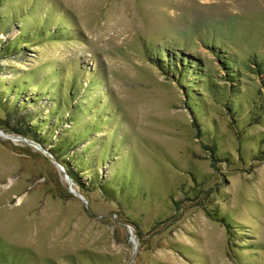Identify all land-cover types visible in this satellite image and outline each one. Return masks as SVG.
<instances>
[{
  "label": "rangeland",
  "instance_id": "obj_1",
  "mask_svg": "<svg viewBox=\"0 0 264 264\" xmlns=\"http://www.w3.org/2000/svg\"><path fill=\"white\" fill-rule=\"evenodd\" d=\"M32 114L46 150L0 135V264H264V0H0V128ZM85 126L87 202L48 141Z\"/></svg>",
  "mask_w": 264,
  "mask_h": 264
},
{
  "label": "trees",
  "instance_id": "obj_2",
  "mask_svg": "<svg viewBox=\"0 0 264 264\" xmlns=\"http://www.w3.org/2000/svg\"><path fill=\"white\" fill-rule=\"evenodd\" d=\"M12 44H10L7 49H10V50H13L17 45H20L21 43H23L22 40L20 39H17V40H12L11 42ZM162 57H164L163 55H160V59H163ZM167 57V56H166ZM170 61V60H169ZM223 62L226 64L229 65L230 68H232L231 65L232 64V60H229V59H224ZM178 66V63L176 61H172V62H169L167 63V67L170 68V69H174V68H177ZM261 66V65H260ZM163 70H166V69H163ZM183 75L185 74L184 77H187L188 75V71L187 70H183ZM206 77L207 79L209 78L208 76H204ZM234 77H236L235 74L232 73V79L234 80ZM17 84H14V85H11L7 88V91L8 92H11L13 91V88L16 86ZM22 89V87H25L24 84H19ZM76 92V89H69L68 90V93H67V97L64 98V102H63V105H65V103L67 102L68 99H70L71 97H74V94ZM21 93L16 91L15 92V95L18 97ZM192 107H195V106H192ZM53 109V112L56 111L57 109H60V114L57 115V118H56V121H57V124H63L64 123V116L67 114V113H71L70 112V108L68 106V108L61 106L60 102L59 103H55L54 106L52 107ZM74 110V108H73ZM74 111L72 112L71 116L73 115ZM26 120H27V123L24 125L20 122V125H17L15 127V132L20 134V135H23L25 137H28V138H31L33 140H35L36 142L40 143V144H44L45 146L48 145L49 142L45 143L46 142V138L47 136L45 134H41V128L40 125L44 122V123H49V119H45V120H40L39 119V116L38 115H30V116H26ZM33 121V123L31 124V122ZM42 126V125H41ZM91 127V126H90ZM89 126H85L83 127V130L85 131L86 134L83 133H74L72 134L70 137H66V138H63L61 141H56V143L51 139H49L48 141H52L51 144H53L54 146L51 148V151L54 153V155L64 164L65 168L67 169L68 173L70 174V176L72 177L73 180H75V182L77 184L80 185L81 188H85L84 190L88 191V188H86V186L80 182L79 178L77 177V175L79 174V171L78 170H75L78 169L77 166H71V162L75 159L76 155V146L78 145L79 142H81V137L84 136L86 137V135H88V132L91 130ZM43 128V126H42ZM57 131V130H56ZM104 155V153H102ZM102 155V157H103ZM115 174L118 172V171H114ZM114 175V178H117L118 176L117 175ZM128 178L125 179V182L128 181L127 179H129V175H127ZM100 180H97V179H94L93 182L96 184L99 183ZM122 183H119V181L117 182H104L103 184H101V186L103 187L104 190H106L107 192H109L110 194L112 195H118V193L121 192V190L119 189L120 185ZM124 184V183H123ZM125 185V184H124ZM122 185L124 188L125 186ZM0 255H2V252H0Z\"/></svg>",
  "mask_w": 264,
  "mask_h": 264
},
{
  "label": "water",
  "instance_id": "obj_3",
  "mask_svg": "<svg viewBox=\"0 0 264 264\" xmlns=\"http://www.w3.org/2000/svg\"><path fill=\"white\" fill-rule=\"evenodd\" d=\"M0 132L2 133L3 136L7 137V139H10L12 141L14 140H21V141H24V142H27L37 148H40V149H44L46 150V148H44L41 144L37 143L36 141L32 140V139H29L28 137H25V136H22V135H15V134H10L8 133L5 129L3 128H0ZM58 166L64 171V167L58 163ZM66 176L69 180V184H70V191L77 195L79 198H81L82 200L86 201L85 200V196L80 193L77 189H75L73 187V181H72V178L66 173ZM87 202V201H86Z\"/></svg>",
  "mask_w": 264,
  "mask_h": 264
},
{
  "label": "bare ground",
  "instance_id": "obj_4",
  "mask_svg": "<svg viewBox=\"0 0 264 264\" xmlns=\"http://www.w3.org/2000/svg\"><path fill=\"white\" fill-rule=\"evenodd\" d=\"M0 135H2V133L0 132ZM14 141H19V140H14Z\"/></svg>",
  "mask_w": 264,
  "mask_h": 264
}]
</instances>
